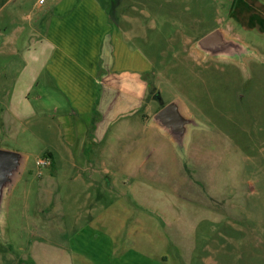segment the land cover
I'll return each instance as SVG.
<instances>
[{
	"label": "rangeland",
	"instance_id": "obj_1",
	"mask_svg": "<svg viewBox=\"0 0 264 264\" xmlns=\"http://www.w3.org/2000/svg\"><path fill=\"white\" fill-rule=\"evenodd\" d=\"M53 1L39 7L37 0H0V149L27 157L9 196L5 225L1 226L0 264H35L26 240L40 238L27 237L29 216H17L12 209L27 194L28 207L33 206L36 189L32 185L36 188L45 174L55 178L54 199L65 201V220H71L70 209L75 207L66 204L71 202L64 187L67 176L76 175L78 170L76 147L64 141L56 117L52 119L34 106L32 116L19 120L14 136L7 138L3 125L6 113L1 108L5 107V91L9 92L19 78L28 80L29 74L24 72L31 61L27 55L32 54L43 25L38 18ZM100 3L108 22L126 34L152 64L138 117L155 140L137 159L162 178L142 180L153 198L163 199L174 230L170 227L163 238L166 246L160 248L158 238L149 249L150 264H264V0ZM235 3L239 11L231 13ZM216 28L255 53L239 61L215 59L197 51L195 43ZM155 92L163 104L180 100L184 113L195 119L198 126L189 132L183 148L147 125L161 108L153 99ZM129 145L126 140L120 141V155ZM45 153H51L52 158ZM42 159L49 160L45 168L36 164ZM116 181L121 195L139 197L137 191L132 195L133 182L128 178L118 174ZM75 198L78 204L82 202V190L75 193ZM173 214L176 217L171 220ZM161 224L164 227L163 221ZM66 239L44 237L42 241L63 245ZM124 242L122 238L121 250ZM127 246L134 244L129 242ZM74 264L81 263L74 259Z\"/></svg>",
	"mask_w": 264,
	"mask_h": 264
},
{
	"label": "crops",
	"instance_id": "obj_2",
	"mask_svg": "<svg viewBox=\"0 0 264 264\" xmlns=\"http://www.w3.org/2000/svg\"><path fill=\"white\" fill-rule=\"evenodd\" d=\"M245 6L248 10V4ZM235 11H239L237 3L231 8V13ZM40 19L42 31L33 43L32 54L27 55L31 61L24 72L29 74L28 80L19 78L4 93V133L7 138L14 136L18 121L31 117L37 106L42 114L56 117L64 141L76 147L78 170L76 175L67 176L64 187L71 202L66 204L75 205L70 209V221L65 220V201L54 199L56 183L53 176H47L49 173L36 188L32 185L36 198L31 208L27 194L12 209L17 216H29L27 237L40 238L26 240L32 261L74 264L76 259L81 264H150L153 260L149 249L154 248L158 238L160 248L166 246L163 238L172 227L163 199L153 198L147 182L142 180L162 178L153 169L140 165L141 158L137 159L149 151V144L155 140L138 117L152 64L126 34L108 22L100 0H54ZM245 25L242 23V27ZM121 140L130 145L120 155ZM118 174L133 182L132 195L137 191L139 197H127L116 190ZM78 190H82L80 204L75 198ZM175 217L173 214L170 219ZM68 229H72L70 234L65 233ZM44 237L68 239L61 245L46 243L42 241ZM129 242L134 246H127Z\"/></svg>",
	"mask_w": 264,
	"mask_h": 264
},
{
	"label": "water",
	"instance_id": "obj_3",
	"mask_svg": "<svg viewBox=\"0 0 264 264\" xmlns=\"http://www.w3.org/2000/svg\"><path fill=\"white\" fill-rule=\"evenodd\" d=\"M195 49L207 57L242 60L243 56H250L255 52L244 43L228 38L220 28L201 37L195 43ZM161 108L154 113L147 125L157 128L168 136L177 148H183L189 132L198 125L192 116L184 113L182 102L174 99L163 104L156 92ZM27 157L24 154L0 149V232L5 225L7 201L20 178L26 165Z\"/></svg>",
	"mask_w": 264,
	"mask_h": 264
},
{
	"label": "built area",
	"instance_id": "obj_4",
	"mask_svg": "<svg viewBox=\"0 0 264 264\" xmlns=\"http://www.w3.org/2000/svg\"><path fill=\"white\" fill-rule=\"evenodd\" d=\"M39 5H43L45 0H37ZM37 166L41 167V168H45L49 165V160L48 159H42L37 161ZM38 176H41V174L39 173Z\"/></svg>",
	"mask_w": 264,
	"mask_h": 264
},
{
	"label": "flooded vegetation",
	"instance_id": "obj_5",
	"mask_svg": "<svg viewBox=\"0 0 264 264\" xmlns=\"http://www.w3.org/2000/svg\"><path fill=\"white\" fill-rule=\"evenodd\" d=\"M111 4H112V5H113V4L115 5V3H114V2H112V1H111ZM153 99H154V100H156V92H155V94L153 95ZM156 101H157V103H158V105H159V102H158V100H156Z\"/></svg>",
	"mask_w": 264,
	"mask_h": 264
},
{
	"label": "trees",
	"instance_id": "obj_6",
	"mask_svg": "<svg viewBox=\"0 0 264 264\" xmlns=\"http://www.w3.org/2000/svg\"><path fill=\"white\" fill-rule=\"evenodd\" d=\"M45 156L49 157L50 159L52 158V155L50 153H45Z\"/></svg>",
	"mask_w": 264,
	"mask_h": 264
}]
</instances>
